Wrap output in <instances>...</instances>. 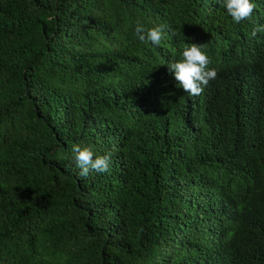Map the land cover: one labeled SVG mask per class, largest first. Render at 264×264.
<instances>
[{"label": "trees", "instance_id": "16d2710c", "mask_svg": "<svg viewBox=\"0 0 264 264\" xmlns=\"http://www.w3.org/2000/svg\"><path fill=\"white\" fill-rule=\"evenodd\" d=\"M252 2L236 23L222 0H0V264H264ZM192 43L218 72L197 96L167 67ZM78 143L109 171L82 178Z\"/></svg>", "mask_w": 264, "mask_h": 264}, {"label": "clouds", "instance_id": "9594fccd", "mask_svg": "<svg viewBox=\"0 0 264 264\" xmlns=\"http://www.w3.org/2000/svg\"><path fill=\"white\" fill-rule=\"evenodd\" d=\"M222 6L226 8L228 15L236 23L250 19L256 8L252 0H222ZM166 28V25L161 24L146 29L137 22L135 33L141 42L147 41L158 46L168 38ZM258 32H264V26L254 28L252 35L255 36ZM172 35H175V32H172ZM205 46L206 44H186L182 52L183 58L179 62H173L167 66L169 72L174 73L178 86L192 96L200 95L210 81L218 76L215 68L208 67L210 59L203 50ZM72 152L82 178H86L90 170L102 173L109 171L110 154L96 155L90 147L81 146L79 143L72 146Z\"/></svg>", "mask_w": 264, "mask_h": 264}]
</instances>
